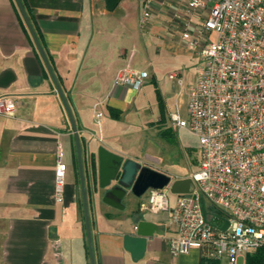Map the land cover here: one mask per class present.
Segmentation results:
<instances>
[{
	"label": "crops",
	"instance_id": "0c3cea01",
	"mask_svg": "<svg viewBox=\"0 0 264 264\" xmlns=\"http://www.w3.org/2000/svg\"><path fill=\"white\" fill-rule=\"evenodd\" d=\"M19 1L76 126L82 166L88 171L95 264H228L208 249L172 256L167 241L174 228L166 213L142 210L143 196L134 207L126 206L129 197L121 203L123 209L110 207L98 189L100 147L167 174L139 143L141 129L155 132L163 113L169 114L162 54L191 53L179 36L178 20L157 4L154 18L141 29L140 0ZM127 65L148 73L138 91L115 82ZM1 96L13 97L18 107L13 117H0V264H90L72 124L15 0H0ZM151 103L161 106L157 121L144 114ZM59 158L66 165L61 202L53 196ZM141 220L164 230L149 238L143 258L133 261L122 236ZM252 254L239 257L237 264H246Z\"/></svg>",
	"mask_w": 264,
	"mask_h": 264
},
{
	"label": "built area",
	"instance_id": "2783aa9c",
	"mask_svg": "<svg viewBox=\"0 0 264 264\" xmlns=\"http://www.w3.org/2000/svg\"><path fill=\"white\" fill-rule=\"evenodd\" d=\"M157 4L178 20L183 44L200 57L186 95L187 118L177 107L168 114L173 127L197 138L198 169L188 176L189 193L175 194L173 208L169 186L148 189L140 207L169 216L172 256L208 249L214 258L237 264L262 250L264 258V0H140L141 29ZM147 78V71L127 65L115 82L138 91ZM17 107L13 97H0V117H13ZM65 174L59 158L57 202L63 200Z\"/></svg>",
	"mask_w": 264,
	"mask_h": 264
},
{
	"label": "water",
	"instance_id": "95a60500",
	"mask_svg": "<svg viewBox=\"0 0 264 264\" xmlns=\"http://www.w3.org/2000/svg\"><path fill=\"white\" fill-rule=\"evenodd\" d=\"M18 8L20 10L21 16L29 30V33L35 42L39 53L41 54L47 69L54 81L56 91L58 92L62 102L68 112L74 139H75V149L77 158V168L80 182L82 207L84 213V223L86 229V240L88 247V255L90 264H95L93 255V244L90 229V221L88 214L87 205V195L85 188L84 171L82 166V155L81 146L76 130L75 123L69 111L68 105L64 99V96L59 89V86L53 76V73L45 59V56L39 46L33 28L27 18V15L19 0H15ZM191 185L190 178L182 179H172L167 174L154 170L147 166H142L140 163L131 160L123 159L119 155L109 152L108 150L100 147L98 149V189L104 190V195L102 198L103 203L106 205L123 209L121 203L124 199L131 195L136 198H141L148 189H163L169 186V190L172 194H187L189 193V188ZM202 211H204L203 200H201ZM228 226V222L225 221L224 225L221 227L225 230ZM163 226L157 225L149 221H138L135 226H131L129 231L123 234L122 244L126 252H128L133 261H138L143 258L146 250L147 240L151 238L154 234L162 235Z\"/></svg>",
	"mask_w": 264,
	"mask_h": 264
},
{
	"label": "rangeland",
	"instance_id": "374dc122",
	"mask_svg": "<svg viewBox=\"0 0 264 264\" xmlns=\"http://www.w3.org/2000/svg\"><path fill=\"white\" fill-rule=\"evenodd\" d=\"M164 21L167 23H162L170 27V21ZM173 28L172 34L177 30L176 26ZM160 60L162 62V82L165 87L166 106H164L167 108L168 112H174L176 107L175 104L177 103L181 117L186 119L185 92L192 82H194L195 68L200 65V57L187 51L179 53L166 51L162 54ZM170 75H174V78L170 79ZM178 81L182 82L181 86L178 84ZM179 93L181 94L179 95ZM144 114L147 116V120L157 121L162 114L161 106H157L156 104L152 105L151 103ZM163 116L164 118L156 122V126L154 127L155 132L151 129L146 131L141 129L142 133L139 146H141L143 150H145V147L148 148L146 155L152 158L154 164L159 166L157 167L158 169H164V171L169 174V177L190 176L197 171V138L183 130L176 129L171 125L167 114L163 113ZM162 132H165L164 135L159 136ZM83 171L86 181V178H88L87 168L85 170L83 167ZM128 197L129 202L126 206H136L137 198L131 195L127 196V198ZM168 198L170 207L173 208L177 197L168 190ZM162 216L166 217L165 214Z\"/></svg>",
	"mask_w": 264,
	"mask_h": 264
},
{
	"label": "trees",
	"instance_id": "16d2710c",
	"mask_svg": "<svg viewBox=\"0 0 264 264\" xmlns=\"http://www.w3.org/2000/svg\"><path fill=\"white\" fill-rule=\"evenodd\" d=\"M27 18H28V16H27ZM28 20H29V18H28ZM156 92H157V96H159L158 90ZM159 102L161 103V100H159ZM84 229H85V225H84ZM246 264H264L263 251L258 250L256 252H254L252 255H248L246 257Z\"/></svg>",
	"mask_w": 264,
	"mask_h": 264
}]
</instances>
